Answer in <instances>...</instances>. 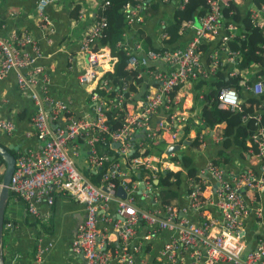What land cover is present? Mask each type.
I'll return each instance as SVG.
<instances>
[{
  "label": "built area",
  "instance_id": "1",
  "mask_svg": "<svg viewBox=\"0 0 264 264\" xmlns=\"http://www.w3.org/2000/svg\"><path fill=\"white\" fill-rule=\"evenodd\" d=\"M145 1L135 0L133 5H123L128 29L117 46L126 52V70L135 72L136 78L152 82L149 92L145 97L134 98L132 94L126 97L122 91H114L105 78L106 72H113L117 57L108 46L98 44L107 19L97 12L79 46L85 67L76 74V79L90 104V111L80 115L73 112L69 102L50 92L48 74L43 66L36 64L43 53L31 33L12 32L0 37V81L15 71L18 89L25 92L35 106L30 118L32 128L25 131L24 136L40 143L37 148L25 149L15 159L9 191L24 202L26 214L32 217H40V205L50 207L58 196L84 206L86 216L78 224L69 248L72 253L82 255L81 264H183L181 252L184 250L190 259L188 264H264V203L260 199L264 191V100L253 106V112L245 113L243 101L234 87L218 90L221 107L242 112L243 122L253 119L254 129L247 151L258 161L239 169L207 161L196 177L188 178L190 193L180 209L171 204L158 206V189L154 183L160 171H177V152L146 154L143 144V138L154 143L164 139L167 147L180 144L182 129L189 119L186 111L178 109L182 87L196 80H210L222 62L229 65V77L241 75L237 67L241 52L232 49L229 42L242 35L234 22L225 24L222 18L223 8L237 0H207L205 13L198 17L199 26H195L194 19L182 22L181 35L193 28L184 45L162 52L145 48L134 34L127 36L128 30L143 22L141 11ZM186 1L181 0L178 7L182 8ZM53 2L35 0V10L49 27V34L54 28L47 7ZM110 4V0H99V9ZM247 13L254 25L264 27V0L258 5H249ZM83 17V10H79L78 18ZM212 36V42L219 40V44L208 51L203 61L201 47L211 42ZM162 37L167 34L163 33ZM46 42L51 43L50 36L46 37ZM260 47L258 53L264 54V44ZM158 61H165L167 68L162 69ZM251 68L252 83L247 84L244 75L240 76L241 83L246 91L263 94L264 67L255 63ZM109 117L121 118V123L111 129ZM201 122V126L193 128V137L199 145H205L207 131L201 129ZM15 129L13 119L0 115L1 133L10 135ZM138 133L141 137L136 146L134 140ZM221 139L222 134L220 143ZM111 144L119 156L127 159V164L111 159L107 151ZM84 148L86 154L82 162L86 170L96 173L102 169L100 175L97 174L96 185L88 181L78 166ZM131 150L137 155L128 159ZM255 166L258 167L253 168ZM142 169L148 171L151 178L135 180L133 175ZM205 178L210 181L208 187L213 197L202 195ZM141 183L143 187L139 188ZM120 188L125 196L119 194ZM138 192L140 196L136 195ZM138 196L152 202V206L141 210L137 205ZM112 201L116 205L115 215L105 213ZM206 207L213 208V212ZM191 212H203L204 217L194 222L186 215ZM250 217L253 223L246 227ZM98 222L102 223L101 227ZM162 229L169 230L171 236L153 258L147 259L144 256L146 244ZM247 232L254 237L251 248ZM47 248L48 245L40 241L31 264H42Z\"/></svg>",
  "mask_w": 264,
  "mask_h": 264
},
{
  "label": "crops",
  "instance_id": "2",
  "mask_svg": "<svg viewBox=\"0 0 264 264\" xmlns=\"http://www.w3.org/2000/svg\"><path fill=\"white\" fill-rule=\"evenodd\" d=\"M149 1L150 0H146L145 5H148ZM156 1L158 7L154 15L148 17L142 9L143 12L141 11V15L143 16V22L127 31V36H132L134 34L135 38L141 40L143 46L146 45L143 37L147 35L152 37V41L156 47L160 46L161 40L163 39V28L171 21L174 10L178 8L181 2V0H169L167 2L163 0ZM98 4L99 0H54L47 8L48 18L51 26L53 23L54 28L53 33L49 34V27L44 24L43 19L39 17L35 10V0H0V37H7L12 32L23 33L28 31L31 33L38 41L43 53L42 58H40L36 64L43 66L46 70L50 81V92L69 102L71 109L77 115L87 110L88 112L90 111L88 96L85 95L83 87L78 84L76 74L85 67V60L83 55L79 53V46L87 28L94 22L93 17L100 8ZM236 5L241 15L246 16L248 14V6L256 4L253 3L252 0L241 2L237 0ZM75 6L79 7L78 10H74ZM79 10H83L84 17L82 19L71 17V13L78 15ZM194 24L195 26H199L198 17L195 19ZM238 30H240L242 36H238V38L234 40L243 38L245 35L243 29L239 26ZM192 32L193 28H188L185 31V34L182 36H184L186 40L180 42V46L184 45ZM47 36H50L51 43L46 42ZM211 39V42H206L202 45L201 50L203 46L214 43L212 42L214 41V36H212ZM259 45L261 46L262 44ZM232 49H239L241 52L240 48ZM207 53L208 51L202 55L203 61H205V58L207 59ZM252 64L246 69L247 71L243 73L247 84H251L253 81ZM141 80L143 81V86L149 84L148 80ZM139 88L142 89V87ZM195 92L198 94L196 95ZM202 92L203 89H200L199 92L195 90L193 84L182 87L180 90V103L178 105L179 110H184L189 114V119L186 123L190 124V127L193 124L186 135L183 134L180 136L182 145L178 154H193L197 164V167L194 168L196 173L207 161L212 160L214 156V147L221 145L219 142L220 134H222V129L224 127V124L219 125L216 130L202 127V130L207 131L205 145H199L197 143L198 146H191V142L196 140L193 137L195 133L193 128L202 125L200 116L201 99L203 97ZM133 96L134 98L141 97L139 93H135ZM197 96L199 99L196 100ZM34 112L35 106L33 102L25 92L18 89L15 71L12 70L0 81V115L13 119L16 124V129L10 135L0 132V144L7 148L13 156L15 152V158H17L21 152H24L25 149L37 148V146L40 145L34 138L28 139L24 136V132L32 128L30 118ZM159 117V115L155 117L153 122L155 123ZM140 137L141 134L138 133L135 141H138ZM9 147H11V149H9ZM155 148L158 150L161 149L160 152L165 151L167 148L166 141L161 139L158 143V147L155 146L153 149ZM157 149H155V151H157ZM85 152V148L82 149L81 155L78 158L82 165V160L86 154ZM253 159L254 158L251 157L247 164L236 159L233 161L234 166L230 167L228 165L227 167L230 169H239L246 166L250 167V164L253 163ZM3 166L4 161L1 162L0 160V171L3 169ZM178 170H181L184 177L187 175L186 170L180 164L177 166V171ZM205 179L206 183L201 185L202 195L213 197L208 187L210 181L207 180V178ZM185 184L187 186L189 185L188 179L185 181ZM136 195H139V192L136 193ZM261 195L260 199L264 202V191ZM139 196L137 197L138 207L141 209H149L153 203L148 200H143ZM180 199L186 203L187 194H183ZM25 208L24 202L14 196L10 197L7 202L4 212L3 228L4 264H31L37 244L40 241H42L44 246L48 245L42 264L82 263V255L80 253H72L69 249L78 224L81 223L86 216L84 206L81 203L58 196L54 204L50 207L44 204L40 205V217L27 215ZM209 210L213 212V208ZM47 212L49 213L48 216H46ZM115 212L116 205L115 202L112 201L107 206L105 213L115 215ZM186 215L194 222H199L204 217L203 212H191ZM252 223V217L248 218L246 227ZM98 226L101 227L102 223L98 222ZM250 234L251 236L247 237V241L253 242V234ZM170 236L171 232L169 230H160L157 237L147 243V247L144 249V256L147 257V259L153 258L157 249H159ZM199 247L202 248V245L199 244ZM181 255L184 261L183 264H188L190 259L186 251H182Z\"/></svg>",
  "mask_w": 264,
  "mask_h": 264
},
{
  "label": "trees",
  "instance_id": "3",
  "mask_svg": "<svg viewBox=\"0 0 264 264\" xmlns=\"http://www.w3.org/2000/svg\"><path fill=\"white\" fill-rule=\"evenodd\" d=\"M252 1L256 5H258L262 0ZM110 2L111 4L105 9H98V13L103 14L107 19V27L102 32L103 35L98 40V44L100 46H108L111 49V53L117 57L113 72H107L105 74V78L108 79L113 85L114 91L120 90L126 95V97L135 93H139L140 96L145 97L149 92V88L152 82H149V84L143 86V81L140 78H136L135 72H129L128 70H126V52L124 49H121L117 46V43L123 38V32L128 29L124 17L125 15L122 12L123 5L126 3H130L131 5H133L135 3V0H110ZM149 2L148 5L146 4L143 8L145 15L148 17L154 15L158 7V3L156 0H150ZM78 8V6H75L74 10H78ZM206 9L207 0H187L182 8L178 7L174 10L171 21L163 28V33L167 34V38H163L161 40L160 46L156 47L152 41L151 36H144L143 40L144 43H146V45H144L145 48L162 52L164 50H167L168 48L179 46L180 42H184V40H186V38H184V36H182L178 32L181 23L189 19H196L197 17L203 15ZM230 11H232L231 14L229 13ZM71 17L76 18L78 17V15L75 13H71ZM222 18L225 24L234 22L244 31L245 35L243 38L229 42L231 48L241 49V56L237 64L238 70L240 71L241 75H243L245 70L249 68L252 63H259L261 67H263L264 54L258 53V51L261 50L259 44H264V27L259 28L258 26L254 25L251 22L248 14L246 16L241 15L238 6L233 1L231 2L230 6L223 8ZM218 42L219 40L216 43L203 46L201 56L204 55L206 51H209L212 47H217L219 44ZM156 63L159 64V66L161 65L162 69L167 68V64L165 63V61H158ZM228 70L229 65L222 62L221 65L218 66L215 74L210 80H196L193 83V87L198 92L200 91V89H203V97L201 99L200 107V116L203 121V126L205 128L216 130L219 125L224 124V127L222 129L221 145L214 147V156L211 161L216 164H226L227 166L229 165L231 167L234 160L237 159L247 164V162H249L251 157L253 156V154H250L247 151V149L249 148L247 142L250 139L249 136L254 129L253 119L250 118L247 121L243 122L241 116L242 112L240 113L238 111H231L228 108L221 107L217 100V92L222 87H234L237 90L239 97L243 101V104L245 106V113L253 112V106L255 104H258L261 100H264V93L254 95L251 92L246 91L243 84L241 83V75L229 77ZM261 73H263V71H261ZM139 87H142V89H140ZM195 94L197 95L198 93L195 92ZM197 99H199L198 96L196 100ZM108 122H110V128L112 129L117 127L121 123V118L112 119L111 117H109ZM190 128V124H186V126L182 130V134L186 135ZM155 141L156 143H154L153 140L143 138V144L146 154H153L152 151H155V149H157L153 148L155 146L158 147V143L161 140ZM197 143L198 142L196 140L192 141L191 146L196 147L198 146ZM134 145L137 146L136 141H134ZM107 151L112 160L122 161L124 164H127V159L119 156L115 152L113 144L110 145L109 150L107 149ZM135 155H137V152L129 155L128 159L132 158ZM14 156H16L15 152ZM0 160L1 162H3L1 157ZM176 160H178L180 165L186 170L187 175L184 177L181 170L175 172L167 170L157 173V183H154L155 187L158 189V206L171 204L178 209L182 208L185 203L182 201V199H180V197L185 193H190V188L185 184V181L189 177H196V175L198 174V172L196 173V170L194 169L195 167H197V164L193 154L181 153L180 156H176ZM257 161L258 160L256 159L252 160V162ZM257 167L258 166H255L253 168ZM101 170L97 171L96 173L83 170V173L90 179L93 184L96 185L98 183L97 174L99 173L98 175H100ZM0 175L2 176V170L0 171ZM145 177H148V179H150L151 174L148 173V171H144L143 169L139 170L135 175H133V178L135 180H144ZM13 196V193L10 192V197ZM250 236L251 234L248 233L247 237ZM252 246L253 242H248V247L251 248Z\"/></svg>",
  "mask_w": 264,
  "mask_h": 264
},
{
  "label": "water",
  "instance_id": "4",
  "mask_svg": "<svg viewBox=\"0 0 264 264\" xmlns=\"http://www.w3.org/2000/svg\"><path fill=\"white\" fill-rule=\"evenodd\" d=\"M117 145H119L117 143ZM180 148V145L174 144L167 148L166 154H169L173 151H178ZM11 149V147H9ZM134 152V150H131V154ZM0 156L2 160L4 161V166L2 169V177H1V189H0V264H4V255H3V228H4V212L7 205V202L10 198V191H9V182L11 175L14 170L15 166V157L8 151L7 148L3 147L0 144ZM157 183V181H155ZM143 184L141 183L139 185V188H142ZM243 191V189H241ZM119 194L121 196H125V192L123 189H119Z\"/></svg>",
  "mask_w": 264,
  "mask_h": 264
},
{
  "label": "clouds",
  "instance_id": "5",
  "mask_svg": "<svg viewBox=\"0 0 264 264\" xmlns=\"http://www.w3.org/2000/svg\"><path fill=\"white\" fill-rule=\"evenodd\" d=\"M49 6H50V5H49ZM47 8H48V7H47ZM194 20H195V19H194ZM106 73H107V72H106ZM202 80H203V79H202ZM226 87H227V86H226ZM238 95H239V94H238ZM240 99H241V98H240ZM241 100H242V99H241ZM186 124H187V123H186ZM185 126H186V125H185ZM203 127H204V126H203ZM182 130H183V129H182ZM182 135H183V134H181V136H182ZM135 140H136V139H135ZM135 140H134V141H135ZM155 143H156V142H155ZM178 145H180V147H181L182 143L180 142V144H178ZM167 148H168V147H167ZM167 148H166V150H167ZM179 149H180V148H179ZM166 150H165V151H162V152H166ZM175 152H177L176 156H177V155L180 156V154H178L179 150H178V151H175ZM133 153H134V152H133ZM133 153H132V154H133ZM160 153H161V152H160ZM15 159H16V158H15ZM178 162H179V161H178ZM179 164H180V163H179ZM174 172H175V171H174ZM83 174H84V173H83ZM87 179H88L89 182H91L89 178H87ZM91 183H92V182H91ZM263 203H264V202H263ZM139 208H140V207H139ZM140 209H141V208H140ZM206 209H210V208H209V207H206ZM141 210H143V209H141ZM248 233H249V232H247V234H248ZM146 247H147V244H146Z\"/></svg>",
  "mask_w": 264,
  "mask_h": 264
},
{
  "label": "rangeland",
  "instance_id": "6",
  "mask_svg": "<svg viewBox=\"0 0 264 264\" xmlns=\"http://www.w3.org/2000/svg\"><path fill=\"white\" fill-rule=\"evenodd\" d=\"M161 149H159V150H157V151H152L154 154H156V155H159V151H160ZM84 153V152H83ZM78 166H79V169H80V171H82V172H84L83 170H85V167L81 164V163H79L78 164ZM82 166V167H81Z\"/></svg>",
  "mask_w": 264,
  "mask_h": 264
}]
</instances>
